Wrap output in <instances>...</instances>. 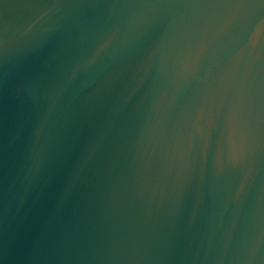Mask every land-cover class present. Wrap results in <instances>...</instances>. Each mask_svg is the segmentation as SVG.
<instances>
[{"label":"water","instance_id":"obj_1","mask_svg":"<svg viewBox=\"0 0 264 264\" xmlns=\"http://www.w3.org/2000/svg\"><path fill=\"white\" fill-rule=\"evenodd\" d=\"M0 264H264V0H0Z\"/></svg>","mask_w":264,"mask_h":264}]
</instances>
